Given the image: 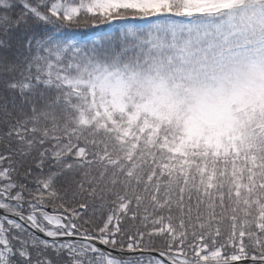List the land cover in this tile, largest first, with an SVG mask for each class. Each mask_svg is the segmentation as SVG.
<instances>
[{
    "label": "snow or ice",
    "instance_id": "1",
    "mask_svg": "<svg viewBox=\"0 0 264 264\" xmlns=\"http://www.w3.org/2000/svg\"><path fill=\"white\" fill-rule=\"evenodd\" d=\"M0 264H264V0H0Z\"/></svg>",
    "mask_w": 264,
    "mask_h": 264
},
{
    "label": "trees",
    "instance_id": "2",
    "mask_svg": "<svg viewBox=\"0 0 264 264\" xmlns=\"http://www.w3.org/2000/svg\"><path fill=\"white\" fill-rule=\"evenodd\" d=\"M123 23L121 21H113L111 25L100 24L88 28H79L69 30V38L80 43L101 42L102 38L110 35L117 24ZM134 23H142V21H135Z\"/></svg>",
    "mask_w": 264,
    "mask_h": 264
},
{
    "label": "rangeland",
    "instance_id": "3",
    "mask_svg": "<svg viewBox=\"0 0 264 264\" xmlns=\"http://www.w3.org/2000/svg\"><path fill=\"white\" fill-rule=\"evenodd\" d=\"M143 23V22H142Z\"/></svg>",
    "mask_w": 264,
    "mask_h": 264
}]
</instances>
